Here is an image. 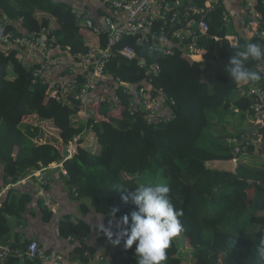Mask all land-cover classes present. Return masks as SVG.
I'll return each instance as SVG.
<instances>
[{"label":"trees","instance_id":"obj_1","mask_svg":"<svg viewBox=\"0 0 264 264\" xmlns=\"http://www.w3.org/2000/svg\"><path fill=\"white\" fill-rule=\"evenodd\" d=\"M193 2L209 9L206 19L211 36L237 34L223 22L224 4L214 6L212 0ZM263 2L251 0L249 6L260 13L262 30ZM0 10L13 21L9 28L17 36H40L45 31L56 47L77 60L107 47L106 37L87 28L83 19H77L74 7L64 0H0ZM107 14L103 8L101 17ZM17 24L26 33L19 32ZM134 40L126 38L112 48L105 74L136 88L149 83L151 91L162 92L175 116L170 122L147 124L136 94L123 93L122 89L116 91L117 104L109 99L97 102L91 110L94 114L83 118L73 96L69 105L51 99L49 85L40 78L34 79L38 66L23 64L16 53L6 56L0 49V162L5 163V183L17 184L30 172L62 162L67 184L77 189V198H71L79 202V212L102 214L107 224L110 220L119 223L126 214L130 218L136 210L131 201H122V195L140 184H166L171 189L174 207L183 211V230L171 241L165 264H183L184 239L191 247L190 264H260L256 245L264 239V168L248 165L241 156L235 172L207 165L233 160L230 141L248 134L253 127L248 122V83H232L225 72L236 51L226 41L199 36L204 56L202 62H196L182 51L174 56L159 55L147 46L134 44ZM257 42L253 37L241 40V47ZM126 45L134 46L133 60L119 54ZM256 62L250 58L245 64L253 70ZM155 65L160 67V75H148L147 71ZM82 78L78 77V82ZM239 91H243V96L232 102L231 96ZM115 108L124 121L122 126L112 116ZM46 122L50 131L42 126ZM87 130L97 138L96 152L84 145ZM261 133L264 135V129ZM73 143L77 151L71 158L66 157L64 154ZM249 152L254 157V146ZM32 201L30 194L17 189L6 194L0 207V243L11 238L20 240L19 235H11L9 218L24 221L23 215ZM39 204L49 207L45 199ZM114 208L119 211L112 218L109 213ZM43 213L44 220L49 222L53 212L45 209ZM90 233L85 221L69 215L59 223L60 237L83 239L76 241L80 245L75 251L82 264H90L94 255L84 242ZM40 247L53 253L41 244ZM135 247L134 244L132 249L125 250L123 242L114 247L110 264H137ZM10 260L20 264L17 258Z\"/></svg>","mask_w":264,"mask_h":264},{"label":"built area","instance_id":"obj_2","mask_svg":"<svg viewBox=\"0 0 264 264\" xmlns=\"http://www.w3.org/2000/svg\"><path fill=\"white\" fill-rule=\"evenodd\" d=\"M108 11V14L100 17L98 21L86 19L84 15L77 12V19L84 20L85 26L96 35H103L107 39V47L91 51L84 57H79L81 63L86 67V72L82 75V81L77 78L61 79L56 82L47 81L46 72L55 65L62 63V55L59 47L55 46L53 40H49L47 33L43 31L40 36H17L16 31L10 29L13 21L8 19L0 10V49L6 56L16 53L17 60L26 65H32V60L37 56L42 57L43 61L34 72V79L40 78L49 85L51 99L69 105V98L78 102L79 116L86 118L95 103L105 101L107 98L95 100L94 92L101 82L106 78H111L105 74L104 68L112 55V48L123 42L126 38H134V44L149 47L159 55L174 56L182 51L191 60L202 62L204 52L200 47L198 37H211L215 42H228L231 49L235 51L243 50L241 40L257 38L258 42L264 46V30L261 28L260 13L249 9L251 0H244L247 3L245 15L246 20L238 17V12L231 8L229 0H212L213 5L221 6L224 4L226 10L223 14V22L234 28L237 34L230 33L225 36H211L210 25L206 19L209 9L197 6L193 0H100ZM185 4V6H184ZM264 5V2H263ZM17 28V25H16ZM176 28H179L177 31ZM18 29V28H17ZM19 31V30H18ZM20 32V31H19ZM23 33H26L23 31ZM53 52L58 54L52 55ZM62 52V51H61ZM66 53V52H63ZM121 57L133 60L136 51L133 45H126L119 50ZM69 59H76L67 52ZM250 59V58H249ZM34 65V64H33ZM253 70L264 75V62L257 61ZM160 67L155 65L147 71V74L160 75ZM115 85V90L122 89L123 93L133 92L137 96V103L144 110L147 124L156 122H170L175 116L163 117L160 110L168 108L166 96L162 92H153L149 83L143 87L136 88L133 85L124 83L120 79L111 78ZM248 83L246 97L251 102L248 115V122L253 126L261 124L264 129V79L252 84ZM115 95L110 100L117 104L119 96ZM173 105L174 101L170 100ZM134 104L131 105V108ZM253 128V127H252ZM249 134V133H248ZM248 134L241 138L230 141L234 147L235 158L231 160L236 166L238 157L248 158L253 142L248 139ZM264 136V135H263ZM263 157L264 156H260ZM245 162V161H244ZM247 163V162H246ZM54 167L63 168V163H55ZM65 177L68 175L65 173ZM41 184H45L44 178L38 176ZM14 185L7 183L4 189L0 188V207L4 193ZM71 197L77 198L76 187L70 186ZM46 205L51 206L50 199H46ZM70 241H83L82 238H69ZM11 258L20 261L29 259L32 261L41 260L43 264H64V257L61 254L52 253L41 249L40 243L36 239L26 240L20 238L16 242L13 238L4 243H0V264H15Z\"/></svg>","mask_w":264,"mask_h":264},{"label":"crops","instance_id":"obj_3","mask_svg":"<svg viewBox=\"0 0 264 264\" xmlns=\"http://www.w3.org/2000/svg\"><path fill=\"white\" fill-rule=\"evenodd\" d=\"M74 7L77 12L84 15V18L98 21L103 14V8L105 6L100 0H64ZM231 8L238 12V17L241 20H246L245 10L247 3L244 0H229ZM17 28L20 32H25L20 24H17ZM62 55V63L55 65L46 72L47 81L56 82L61 79H73L82 77L86 72V67L78 59H69L67 52ZM58 54L53 52L52 55ZM43 61L42 57L37 56L32 60V64L40 65ZM115 85L111 78H106L97 90L94 92L93 97L95 100L101 98L112 99L115 95ZM48 100V99H47ZM92 110V109H91ZM90 110V113H93ZM163 117L169 116L172 110L163 108L160 110ZM92 114V115H93ZM114 120H117L118 124L121 125L124 122L120 117V112L115 108L112 113ZM108 127L111 123L107 121ZM45 125L47 131L51 128L46 122ZM122 126V125H121ZM125 126V125H124ZM84 136V145L89 150L96 152L98 150L97 138L90 131H86ZM77 151L76 143L68 146L67 152L68 157H72ZM253 157V156H251ZM247 163L251 160L250 158H243ZM254 161V160H253ZM264 162V158L262 159ZM259 163V162H256ZM209 168L212 169H223L232 172L236 171V165L232 161H212L207 163ZM264 168V165L255 166ZM45 180V184H41L38 176H41ZM67 178L64 174L63 168H56L54 165L40 171H33L21 179L17 184L10 189H7L4 193L3 199L11 189H17L22 193H28L33 197L32 203L29 205L28 211L23 215L24 221H19L17 218H9L12 227V236L19 235V237L26 240L36 239L46 249L56 254H61L64 257V264H82L79 257L76 255V249L80 243L76 241H70L64 239L59 235V223L63 216L69 215L74 219H80L85 221L91 229L90 236L84 240L85 244L92 249L94 255L90 261V264H110L111 251L114 247L107 240L104 233L99 232V224L106 223V216L95 213L94 211L88 212L82 215L79 212V202L71 198L70 186L66 182ZM5 183V172L4 165L0 164V188L4 189ZM44 199H50L52 206L46 207L41 206L39 203L44 202ZM44 204V203H43ZM51 209L53 216L49 222L44 220L43 210ZM118 222L113 223V230ZM120 246V245H119ZM20 264H25L24 261H20ZM43 264V263H42Z\"/></svg>","mask_w":264,"mask_h":264},{"label":"clouds","instance_id":"obj_4","mask_svg":"<svg viewBox=\"0 0 264 264\" xmlns=\"http://www.w3.org/2000/svg\"><path fill=\"white\" fill-rule=\"evenodd\" d=\"M249 58L264 61V46L259 42L248 43L243 50L236 51L231 56L225 72L232 83L255 84L264 79L260 72L246 66L245 62ZM260 98L264 100V96ZM170 191L166 184H140L134 191L121 197L124 203L131 201L136 207L130 218L129 215H124L115 225V230L112 220L108 225L100 223L99 232L104 233L113 246H119L123 242L124 249L129 250L135 244L137 264H165L171 241L183 230L180 220L183 211L174 207ZM118 211V208L112 209L109 216L115 218ZM256 254L260 264H264V239L256 245Z\"/></svg>","mask_w":264,"mask_h":264},{"label":"water","instance_id":"obj_5","mask_svg":"<svg viewBox=\"0 0 264 264\" xmlns=\"http://www.w3.org/2000/svg\"><path fill=\"white\" fill-rule=\"evenodd\" d=\"M243 96V91H239L231 96V101L234 102L235 98ZM263 126L261 124H256L253 126L252 130L248 134V139L253 142L254 145V157L264 156V136L261 133ZM68 157V153L64 154ZM0 164L5 165L4 162Z\"/></svg>","mask_w":264,"mask_h":264},{"label":"rangeland","instance_id":"obj_6","mask_svg":"<svg viewBox=\"0 0 264 264\" xmlns=\"http://www.w3.org/2000/svg\"><path fill=\"white\" fill-rule=\"evenodd\" d=\"M45 129V125H42ZM47 130V129H46ZM251 160L249 161L248 165L251 166H259V165H264V162L262 161L263 157H248ZM254 160V161H253ZM259 162V163H256ZM54 165V164H53ZM183 243V247L181 248V256H182V261L183 264H190L191 263V258H192V254H191V247H190V243L187 239H184L182 241Z\"/></svg>","mask_w":264,"mask_h":264}]
</instances>
